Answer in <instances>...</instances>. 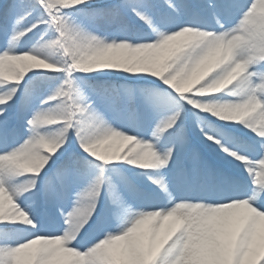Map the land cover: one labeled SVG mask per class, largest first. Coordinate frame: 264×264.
I'll return each instance as SVG.
<instances>
[{
	"label": "snow or ice",
	"instance_id": "6c2138e0",
	"mask_svg": "<svg viewBox=\"0 0 264 264\" xmlns=\"http://www.w3.org/2000/svg\"><path fill=\"white\" fill-rule=\"evenodd\" d=\"M0 264H264V0H2Z\"/></svg>",
	"mask_w": 264,
	"mask_h": 264
},
{
	"label": "trees",
	"instance_id": "16d2710c",
	"mask_svg": "<svg viewBox=\"0 0 264 264\" xmlns=\"http://www.w3.org/2000/svg\"><path fill=\"white\" fill-rule=\"evenodd\" d=\"M0 2H2V0H0Z\"/></svg>",
	"mask_w": 264,
	"mask_h": 264
}]
</instances>
